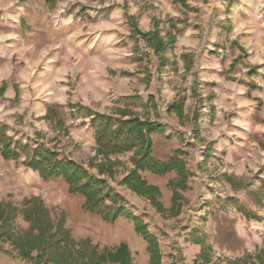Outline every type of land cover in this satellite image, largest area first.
Instances as JSON below:
<instances>
[{
  "label": "rangeland",
  "instance_id": "rangeland-1",
  "mask_svg": "<svg viewBox=\"0 0 264 264\" xmlns=\"http://www.w3.org/2000/svg\"><path fill=\"white\" fill-rule=\"evenodd\" d=\"M241 3L0 0V135L28 147L5 158L0 141V264L92 254L100 264H264V58L237 32ZM217 54L218 76L207 71ZM226 81L235 92L224 109L214 102ZM96 114L152 125L151 157L172 167L155 174L135 169L134 150L98 153ZM171 138L181 145L168 157ZM39 145L106 183L101 213L63 177L27 165ZM112 206L123 214L111 219ZM40 227L64 229L68 249L38 251Z\"/></svg>",
  "mask_w": 264,
  "mask_h": 264
},
{
  "label": "trees",
  "instance_id": "trees-1",
  "mask_svg": "<svg viewBox=\"0 0 264 264\" xmlns=\"http://www.w3.org/2000/svg\"><path fill=\"white\" fill-rule=\"evenodd\" d=\"M112 121V119L99 114H96L92 119L98 153L108 155L134 150L131 159L135 169L149 170L155 174L164 173L172 167L173 162L171 160L165 163L151 157L149 134L155 130L152 128V125L150 126L148 123L133 118L124 121L117 120V125L114 127ZM0 141L4 145L3 155L5 158H17L18 149L26 151L28 148L27 145L18 143L15 146H11L10 139L2 131ZM26 161L27 165L37 170L43 178L63 177L68 184L70 193L81 194L85 197L84 207L89 211L99 213L103 211L100 202L107 188L103 180L91 177L70 159H59L55 152L44 145H39L34 149L30 158L26 159ZM135 169L126 177V184L129 185L131 180L136 177L137 173ZM137 181L139 185L143 183L138 177ZM107 211L112 212L111 219H114L118 214H123L120 208H114V206L105 208V212ZM39 232L40 234L38 236L41 238L42 245L36 249L47 256V258L52 254L54 255L56 249H68V246L64 244L67 237L64 229L40 227ZM54 258L53 256L51 261H47V264H59L57 259ZM65 261L67 264H76L72 258H67ZM100 261L103 262L100 258L95 259L92 254L91 258L83 261V264H100Z\"/></svg>",
  "mask_w": 264,
  "mask_h": 264
},
{
  "label": "crops",
  "instance_id": "crops-1",
  "mask_svg": "<svg viewBox=\"0 0 264 264\" xmlns=\"http://www.w3.org/2000/svg\"><path fill=\"white\" fill-rule=\"evenodd\" d=\"M240 7H242L247 12L245 18L239 19V21H241V23H243L246 20H249L250 14H252V15L255 14V11H256L255 8H253L252 5L249 4V3H241ZM261 19L264 20V17H261ZM240 24H237V25L240 26ZM186 29H187V26H184V30H186ZM260 30L264 31V28H261ZM187 33H188V36H187L185 42H189V38L191 39V34H190L191 32L188 31V32H186V34ZM240 33H243V35L246 36V38H247L246 42L247 43L249 41H255V43L257 44V49L259 50V52L264 51V39L260 38L256 33L252 32V31H245L243 28L240 30ZM247 36H249V37H247ZM253 36H254V38H253ZM248 46L251 48L252 44L248 43ZM225 58H224L223 55H218V54L215 57H212L211 62L207 65V71L208 70L210 71L212 69L215 72V74H217V76H218L220 74L219 72L223 71V69H224L223 67H224L225 63H223V62H224ZM263 58H264V55L260 54V55L256 56L254 60L262 62ZM227 60L228 59H226V61ZM262 73H264V69L262 70ZM203 75H204V73H203ZM217 76L215 75L214 79L218 78ZM203 79L205 80V79H207V77H205ZM226 82H227L226 91H224L223 93L218 88H215V93H216L215 94V98H216V100H215L214 104L218 105L219 107H224V109H227L228 97H231V99H233L234 98V92H235V89H234L235 84L230 82V81H226ZM221 83H223V80L219 81V84H221ZM258 83L262 87L261 89L263 90L262 95L261 94H259V95H260V99L262 100V105H261L262 107L261 108L264 109V83L263 84L260 83V82H258ZM219 84H218V82H216V86H219ZM9 89H11V91H13V87H10ZM240 89H242L241 94H244L245 90L243 88H240ZM252 105H254V103L249 105V106H252ZM231 132L232 131H230L229 133H226V134H230ZM262 132L264 133V129H262ZM226 136H228V135H226ZM166 141L167 142L164 144L162 151H163L164 154L166 153L165 156L170 157L172 155L173 151L175 149H177L176 146L178 148H180L181 144L175 143V139H172V138L168 139ZM171 144H174L175 147H172ZM226 144H228V142ZM152 152H153L152 154H153L154 158L160 159V160H164L165 157L162 156V155H159L158 153H156L154 149H153ZM228 155H229V157H231L232 156V151H230Z\"/></svg>",
  "mask_w": 264,
  "mask_h": 264
},
{
  "label": "clouds",
  "instance_id": "clouds-1",
  "mask_svg": "<svg viewBox=\"0 0 264 264\" xmlns=\"http://www.w3.org/2000/svg\"><path fill=\"white\" fill-rule=\"evenodd\" d=\"M242 3H249L252 5L253 8H255V14L252 16L251 19L244 21L240 24V26L237 28V32H239L242 28L245 31H252L256 33L260 38L264 39V31H261V28H264V20L261 19V17H264V0H242ZM4 7H8V5H4ZM14 20L17 19V17H12ZM71 20V17L65 23H69ZM106 26V25H105ZM89 31H92V28L88 29ZM77 33H73V35H76ZM5 37L0 36V39H3ZM248 43H255V41H249ZM261 55H264V51L261 52ZM238 91H242V89H237ZM39 93H37L38 95ZM11 95V93H10ZM11 123V121H9Z\"/></svg>",
  "mask_w": 264,
  "mask_h": 264
},
{
  "label": "bare ground",
  "instance_id": "bare-ground-1",
  "mask_svg": "<svg viewBox=\"0 0 264 264\" xmlns=\"http://www.w3.org/2000/svg\"><path fill=\"white\" fill-rule=\"evenodd\" d=\"M142 260V259H141Z\"/></svg>",
  "mask_w": 264,
  "mask_h": 264
}]
</instances>
